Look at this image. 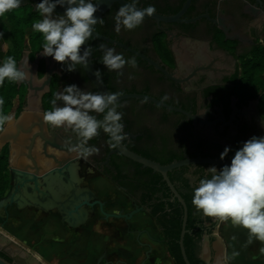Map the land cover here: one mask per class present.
<instances>
[{
  "label": "flooded vegetation",
  "instance_id": "af4514ba",
  "mask_svg": "<svg viewBox=\"0 0 264 264\" xmlns=\"http://www.w3.org/2000/svg\"><path fill=\"white\" fill-rule=\"evenodd\" d=\"M95 1L93 0L94 3ZM127 1L132 3V0ZM186 2L187 0H137L135 6L141 9L153 6L154 14L177 17V20L166 22L145 17L137 28L125 30L122 27L120 32L115 31L114 18L121 5L114 3L102 15L94 30L116 43L91 37L88 41V47L92 49L90 58L95 70H99L102 81L116 96L137 94L162 103L135 97L125 98L117 103V112L122 116L120 123L123 125L119 141L126 149L157 164L169 165L199 158L220 160V153L228 146L232 151L224 160L231 161L242 142L252 136H264V110L260 107V95L253 96L252 93L239 89L242 64L251 58L256 49L264 45V0H191L184 9ZM35 4L37 3L32 0H23L20 8L0 17V62L8 56L14 57L18 65L21 61L29 62L33 74L21 83L5 80L3 84L15 85L13 87L17 90L14 97L10 98L11 108L7 113L9 115L12 112L13 121L29 111L44 115L46 111L52 110L51 101L66 85L76 84L85 92L97 93L82 64L76 65V71L67 72L66 69L62 70L59 62L40 54L43 36L32 30V24L41 18L35 11ZM19 26H24L23 42L21 49H16L13 36L14 32L19 36ZM101 45L104 48H114L125 60L135 59V66L125 64L119 71H109L102 63ZM47 66L53 69L48 87L41 93L37 106L31 109L30 88H42ZM57 103L62 106V102ZM92 115L98 120L104 118V114ZM32 122L36 123L34 119ZM45 124L47 136L53 138L58 146H67L66 150L54 147L50 149L55 160L46 159L48 169L80 159L85 167L93 169L97 177L106 180L108 187L120 195L119 203L114 200V195L108 199L101 198L100 192L98 196L94 195L87 200L89 205L86 207L91 213L85 227L87 237L92 236L100 243L101 238L105 239L103 233H107L108 237H112L113 244L124 239L126 246L139 251L137 264H146L149 257L160 260L161 256L164 257L163 253L174 264L168 238L152 213L157 202L178 201L164 177L116 151L113 139L102 128L88 141V146L96 147L98 152L84 159L70 151L75 134L62 127ZM37 133L38 131L32 132ZM79 144L80 141L76 146L79 147ZM3 147H7L9 157L10 144L6 143ZM211 166L219 169L224 165L188 163L168 171L167 177L178 194L183 199H188V203L184 201L187 206L186 226L189 223V227L187 229L185 226L184 237L188 235L191 254L198 260V264H214L216 257L219 258V247L222 244L224 256L222 262L219 259L218 263L234 264L233 246L239 242V235L232 230L234 226L230 221L205 217L192 204L193 189L198 187L201 179L211 178L207 171ZM47 167L44 166L42 172ZM76 187L72 185L66 196L74 191L75 198L79 193ZM81 188H87L94 194L89 185ZM48 195L52 198L50 193ZM66 199L64 197L60 201L62 206ZM71 210L74 212V208ZM136 210L139 211L129 219L106 218L103 214L129 215ZM53 211L55 214L61 213L56 205L48 207L45 211L48 214L44 219L45 224L51 225ZM164 211H171V207L167 204ZM101 217L113 221L101 224L98 221ZM147 217L150 221L148 225H143L141 221L143 219L145 222ZM216 229L219 240L214 237ZM79 236L76 233L75 239ZM168 236L170 237V233ZM91 242L94 243L93 240ZM263 243L253 240L250 244L260 253ZM0 253L13 260V256L6 251L2 250ZM99 255L102 261L107 262L113 256L108 251ZM64 258L66 256H62L58 264H62ZM112 261L123 264L115 258Z\"/></svg>",
  "mask_w": 264,
  "mask_h": 264
},
{
  "label": "clouds",
  "instance_id": "9594fccd",
  "mask_svg": "<svg viewBox=\"0 0 264 264\" xmlns=\"http://www.w3.org/2000/svg\"><path fill=\"white\" fill-rule=\"evenodd\" d=\"M22 2L0 0V17L20 8ZM136 3L137 0H132V3H125L118 9L114 18L116 32H120L122 27L125 30L137 28L146 16L155 12L153 6L139 9ZM57 6L64 8L63 14L56 13ZM35 11L41 17L32 24V30L43 36L40 54L59 62L62 70L67 72L76 71L78 64L87 65L92 49L85 45L100 20L94 15L99 11L98 4L93 0H40L35 4ZM100 47L103 50L102 63L109 71H119L125 64L135 66V59L125 60L114 48ZM93 74L97 79L101 78L99 70ZM32 75L29 62L21 61L18 65L12 56L0 62V85L5 80L18 84ZM116 100L115 94L85 92L78 85L69 84L55 94L51 101L52 110L44 113L43 120L75 134L80 144L79 147L71 145L70 151L87 159L98 152L96 147L88 146V141L97 135L98 129L102 128L115 141L122 138V116L113 107ZM3 104L0 97V108ZM92 113L104 114L103 121ZM9 120L11 116L0 112V127ZM230 151L232 149L226 146L220 153V159H225ZM207 171L211 178L201 179L198 187L193 189L195 209L205 217L230 221L233 226L246 229L249 243L253 240L264 242V136H252L242 142L230 164L219 169L211 166Z\"/></svg>",
  "mask_w": 264,
  "mask_h": 264
},
{
  "label": "water",
  "instance_id": "95a60500",
  "mask_svg": "<svg viewBox=\"0 0 264 264\" xmlns=\"http://www.w3.org/2000/svg\"><path fill=\"white\" fill-rule=\"evenodd\" d=\"M35 3H39L40 0H32ZM191 0H187L184 9L189 5ZM95 3L98 4L99 7V11L97 13H95L94 15H96L98 18H102V15L108 11L111 6L114 3H118L121 6L125 3H130L127 0H96ZM137 7V6H136ZM139 8V7H137ZM141 9V8H139ZM57 13H63L64 12V8L57 6L56 10ZM149 18H153L156 20H163L166 22H171V21H175L177 20V17H161L158 16L156 14H151L149 16H146ZM98 20V22L100 21ZM97 22V23H98ZM95 27V26H94ZM92 37H96L99 38L101 40L107 41V42H112V43H116L114 40L107 38L101 34H98L97 32L93 33ZM89 41V40H88ZM88 41L86 42L85 46H88ZM84 47V46H82ZM85 74L87 75L88 79L90 80V82L93 84V86L95 87V89L97 90V92L100 93H109V94H113L105 85V83L102 81V79H97V77L93 74L96 70L95 67L92 63L91 58L89 57V61L87 65L82 64ZM53 69H51L49 66H47L46 68V79L45 82L43 83L42 88L37 89V90H33L32 87L30 88L31 95H30V99H29V106L31 109H33L35 107V105L37 106L38 101L40 99V95L43 91H45L48 87L49 81H50V74L52 73ZM130 97H135V98H146L150 101H153L155 103L158 104H162L161 102L147 97V96H143V95H137V94H125V95H120L117 96V100L115 102V104L113 105V107L115 108V110L117 111V103L125 98H130ZM165 107L171 108L169 106H166L165 104H163ZM175 110L180 111V109H176L173 108ZM107 111V110H106ZM33 119L35 120L36 123H33ZM103 121V120H101ZM38 131L37 134H32V132ZM47 129H46V124L45 121L43 120V115L37 111H29L26 113H22L15 121H12L10 124L8 123V125L6 124L4 126V128L0 131V148H2L3 145H5L6 143L10 144V154H9V171L11 173H13L16 178L17 181H15V185L13 187V191L11 193V195L8 198V201L6 202V204H3L0 206L1 208H5L8 205H11L13 203L17 204L15 202V194H21L22 190L24 188L25 185L27 184H32L33 185V190L35 193L40 195L41 200L43 201L45 199V197L47 196V194L43 195L41 193V189H40V180L44 179L45 177H47L49 174L56 172L59 175H62L66 178V170L69 168V166L71 164H73V161H68L65 165L62 166H58V167H52L50 169H48L47 165L45 162L46 159H54L55 160V156L53 154H51V148H58L59 150H66L67 146L65 145V147H61L58 146L57 144L54 143V139L53 138H49L47 136ZM31 135V136H30ZM29 136V137H28ZM79 138H77L76 136H74V140L71 143V145H77ZM116 146V151L120 152L122 155L142 164L145 167H149L150 169H152L155 172H159L165 179V181L167 182L169 188L171 189L172 193L175 195V197L178 199V201L180 202V204L183 207V222H182V230L180 233V238H179V246H180V251H181V255L182 258L185 262V264H190L189 260L187 259L186 253H185V249L183 246V239H184V234L186 232L185 226H186V221H187V206L186 203L184 201V199L178 194V192L175 190V188L172 186L171 182L169 181L168 177H167V172L172 170L173 168H177L180 167L182 165L191 163V164H196V163H209L212 165L215 164H219V165H227L230 164V160H215V159H208V158H199V159H190V160H184L181 162H176V163H172L169 165H160L157 164L153 161H150L146 158H143L142 156H139L138 154H135L133 152H131L130 150L126 149L120 141H115L113 140ZM15 150V151H14ZM14 152V154H13ZM43 154V155H42ZM41 155L43 156V158H41ZM45 157V158H44ZM24 158L26 160H24ZM49 162V161H48ZM22 164H26L24 167H20L22 166ZM31 164V165H30ZM46 166L47 169H44L43 167ZM39 167V169H38ZM13 194V195H12ZM75 196V192L73 191V193L65 196L67 197V201L65 203L68 204L72 201V199ZM63 199V198H62ZM61 199V200H62ZM60 200V201H61ZM82 200V199H81ZM79 200L78 202L80 204H78V202H76V204H78V206H75L76 204H74L70 209L65 210L64 213L66 215H68V217H70L72 214L75 213H79L78 209H80V212L83 209L87 210L86 205H89V202L87 201V199H83L82 201ZM60 201H58L59 207L63 208L64 206H62L60 204ZM18 207V204H17ZM72 208H74V212H72ZM139 210L133 211L132 213H130L129 215H121V214H105V217H116V218H125V219H129L134 213L138 212ZM214 237L216 239H220L218 233H217V229L214 230ZM11 248V249H15V250H22L24 253V257L23 258H19L16 256H13V260H7L4 257H2L0 255V264H42V262L40 261L39 257L34 253L33 250H27V249H23V247H21L16 241H14L5 231H3L0 228V251H4L5 248ZM220 251H219V258L218 256L216 257V262L214 264H219L218 261L220 259V263L223 260V252H224V246L223 244L219 247Z\"/></svg>",
  "mask_w": 264,
  "mask_h": 264
},
{
  "label": "rangeland",
  "instance_id": "374dc122",
  "mask_svg": "<svg viewBox=\"0 0 264 264\" xmlns=\"http://www.w3.org/2000/svg\"><path fill=\"white\" fill-rule=\"evenodd\" d=\"M9 112V111H8ZM7 112V113H8ZM7 113L5 115H7ZM9 116H11V120L6 121L4 123V125H8V123L10 124L13 121V117H12V112H10ZM3 125V126H4ZM2 126V128H3ZM74 165H72L69 169V175L72 173V170H74L75 172L72 173V177L74 180H76L78 183L77 185H80L81 187L83 186H91L93 189V195L90 192L89 194L91 196L89 197H94V195L98 196V193L100 192V196L101 198H106L108 199L111 196H116V198H114L115 201L118 202V198H120V195L116 193L115 190H111V188H109L108 183L106 182V180H104L102 177H97L96 172L93 169H88L87 167H85L83 161H81L80 159H77L76 161L73 162ZM73 168V169H71ZM82 179V180H81ZM9 180H10V188L7 190V192L4 194V196L2 198H0V206L3 204H6V202L8 201L9 196L11 195L12 191H13V187L15 185V181H17L16 176L11 173L9 171ZM82 183H81V181ZM76 183V182H75ZM32 188L33 185L31 184ZM79 188V187H77ZM87 188H84L83 191H88L85 190ZM96 189V191H95ZM111 190V191H110ZM82 192V191H80ZM27 195H26V194ZM29 193V194H28ZM27 198H29L27 200ZM17 197H15V202L18 203V207L21 209L17 208V204L13 203L11 205H8L5 208H1L0 207V228L5 231L14 241H16L21 247H23V249H27V250H33L34 253L39 257L40 261L43 264H58L59 259L62 256H66V258H64L65 260L62 262V264H95L96 263V259L97 257H100V253H104L106 251H108L112 256L111 260L107 262V260H103L104 264H113L112 259H116V257H120V259H123L125 254L127 253V250L121 251V252H117V254H114V246H116L118 248V246H124L125 242L124 239L119 240L118 243L113 244L112 243V237H108L107 233H103L104 234V238H101L100 243H97L95 241V239L91 236L90 238L88 237V241L89 242H85V244L87 245L88 248V252H89V256L86 257V259L84 257H79L77 256V254L75 253V246H72L70 248L71 252H69L68 254H66L65 252H58L56 250V248L58 247V245H56L57 243H59V241L55 240V239H44V234H43V226L45 225V221L44 219L46 218V216L48 215L46 212L42 211L41 209H37L34 207H31L34 205V199H35V193L33 192H28L26 189L23 191V195L22 198L19 195H16ZM31 198V200H30ZM25 199V201H23ZM33 199V200H32ZM82 199H89L88 196L83 197ZM19 200V201H17ZM34 201V202H33ZM23 202V203H22ZM25 202V204H24ZM28 202V203H27ZM29 202H32L31 204ZM20 203V204H19ZM22 203V205H21ZM74 203V201L70 202V205ZM119 203V202H118ZM69 204V203H68ZM40 207V206H39ZM52 226L55 230H57L58 227H64L67 230V233L64 236H67L68 238H65L63 241H65V243H68V245L71 242H75L77 241V239H75V234L76 233H80V231L83 229V227L86 226V224L82 225V226H77V227H70V228H66L64 223H61V221H59V219L61 218L59 216V214H55L53 211V216H52ZM61 220V219H60ZM109 220V221H108ZM105 220V218L101 217L98 221L103 224V223H108L110 221H113V219H108ZM45 227V226H44ZM42 228V230H40ZM151 229V228H150ZM54 230V231H55ZM103 232H105L103 229H101ZM152 230V229H151ZM102 234V232H101ZM156 236L159 237V235L156 233ZM75 240V241H74ZM94 241L91 242V241ZM99 241V240H97ZM41 244V249L46 251L48 253V255H43V251H41V253L37 250V247L35 248L34 246L36 244ZM63 244H65L64 242H62ZM73 245H75L74 243H72ZM55 248H51V250L49 249V246H55ZM96 245V246H95ZM153 247H158L153 245ZM127 249L128 246H126ZM93 249V251L91 250ZM137 249V248H136ZM160 249V247L158 248V250ZM4 251H6V253H8L11 256H16L19 258H23L24 257V253L22 250H15V249H11V248H6L4 249ZM52 251V254H50ZM139 252V251H137ZM99 255V256H98ZM132 256H133V260L132 262L134 264H137L138 259H139V253H136L135 250L132 249ZM161 262L164 264H172L170 262L169 259H167V256L164 260V257L160 258ZM160 264V262L158 263Z\"/></svg>",
  "mask_w": 264,
  "mask_h": 264
},
{
  "label": "crops",
  "instance_id": "0c3cea01",
  "mask_svg": "<svg viewBox=\"0 0 264 264\" xmlns=\"http://www.w3.org/2000/svg\"><path fill=\"white\" fill-rule=\"evenodd\" d=\"M68 174H69V170H68ZM69 177H70V183H67L66 181H64V179L61 176L59 177L56 175L55 176L56 181L51 185V187H49V186L47 187L46 185L44 188L41 187V189L43 191L48 192L52 195V198H50L51 200L45 199L42 201L40 198V195L35 193V195H36L35 199L36 200L34 199V201L36 203L33 201L34 205L31 206V207H35L37 209L39 208L45 212V211H47L48 207H52V206L56 205L57 208L61 212V213H59V216L61 217L60 218L61 220L59 219V221H61V223H64L66 228L77 227V226L79 227V226H82L84 224H87V222H88L87 220L90 218V215H91L90 210L83 209L81 212L74 213L70 217H68V215H66L64 213L63 208L59 207L58 201H60L62 198H64L66 196L70 187L72 188V185H75V187H76V185L78 183L76 180H74L75 178L74 179L72 178V174H70ZM77 187H79V188H77ZM77 187H76L77 191L79 192L77 195V198H78V200H81L85 195H83V192H80V191H82L84 188H81L80 185H78ZM18 195L20 197L22 196L21 194H18ZM88 198L90 199L91 197H88ZM72 201H74V203L76 202L75 199H72ZM29 203H32V202H29ZM74 203H72L71 205H70V203L66 204L64 206V209L66 210V209L71 208L74 205ZM18 209H21V208H18ZM149 221L150 220L147 217L145 222L143 221V219L141 222L143 225H148ZM44 226L42 227L43 230H42V228L40 229L43 231L44 239H46V240L47 239H49V240L55 239V240L59 241V243L56 244V245H58V247L56 248V250L58 252H65L66 254H68L69 252H71L70 248L72 246H75V253L77 254V256L84 257L85 259H86V257L89 256L88 248H87V245L85 244V242H89L88 237H87L88 234L86 233L87 230L85 229L86 226L83 227V229L80 231V233L78 232L80 236L78 239L76 238L77 241L74 240L75 242H71L69 245H68V243H65V241H63L65 238H68L67 236H64L67 233V230L64 227L63 228L58 227L57 230H55L52 226V223H51V225L45 224ZM49 226H51L50 229H48ZM232 230L237 232V234L239 235V238H238L239 242L237 245L233 246V251H232V253H233L232 260H233L234 264H264V261H263L264 260V253L263 252L264 251L261 250L260 253L259 252L257 253L256 249H253L252 245L249 243L247 230L242 229L239 226L232 227ZM62 242H64L65 244H63ZM72 243H74L75 245H73ZM41 244L42 243L40 242L39 244L36 245L37 250L40 253H41V251H43V255L47 256L48 253L41 249ZM56 245L55 246H49L50 247L49 249L51 250V248H52V250H53V248H55ZM128 248L129 249L126 248V245L118 246V248L116 246H114V248H113L114 254H117V252L127 250V253L125 254L123 259H120V257H116V259L121 260L123 262V264H134L132 262V260H133L132 248H131V246L130 247L128 246ZM261 249H264V243H263V246L261 247ZM91 250L93 251V249H91ZM50 254H52V251ZM163 254H164L163 256H164V260H165L166 253H163ZM156 259L155 258L151 259V257H149L146 264H158L159 262H160V264H164L158 258H156ZM167 259H168V257H167ZM82 264H84V263H82ZM95 264H104V262L102 261L101 257H99L96 260ZM113 264H118V262H113Z\"/></svg>",
  "mask_w": 264,
  "mask_h": 264
},
{
  "label": "trees",
  "instance_id": "16d2710c",
  "mask_svg": "<svg viewBox=\"0 0 264 264\" xmlns=\"http://www.w3.org/2000/svg\"><path fill=\"white\" fill-rule=\"evenodd\" d=\"M24 26H19V36L14 32L13 40L16 46V49H21L23 42L22 39V28ZM18 36V37H17ZM243 70L241 74V85L239 89L252 93L253 96L260 95V107L264 110V45L256 49L251 58L246 60L243 64ZM15 86V85H13ZM13 86H4L0 87V97L3 98L4 104L0 108L2 114H6L11 108L10 98L14 97L17 90ZM2 127H0L1 131ZM8 150L7 147L0 149V198L4 196L7 190L10 188L9 180V169H8ZM185 197V196H183ZM184 200L188 203V199L185 197ZM171 207V211H164L165 206ZM153 216L159 227L162 228L163 233L168 238L169 243V252L173 257L174 264H185L180 252L178 240L181 231L182 225V215L183 209L178 201L176 202H157L155 203V209L152 212ZM187 229L189 223H187ZM170 228V229H168ZM170 233V237L168 234ZM185 252L188 260L191 264H198V260L191 254V243L188 235H185L183 240ZM2 257L6 258L3 254L0 253Z\"/></svg>",
  "mask_w": 264,
  "mask_h": 264
},
{
  "label": "bare ground",
  "instance_id": "6f19581e",
  "mask_svg": "<svg viewBox=\"0 0 264 264\" xmlns=\"http://www.w3.org/2000/svg\"><path fill=\"white\" fill-rule=\"evenodd\" d=\"M14 151H15V150H14ZM13 154H14V152H13ZM71 165H72V164H71ZM71 165H70L69 167H71ZM71 169H73V168H71ZM73 172H75V171L72 170V173H73ZM72 173H71V174H72ZM56 175L59 176V177L62 176V175H59V174H57L56 172H54V173L49 174V175H48L47 177H45L44 179L40 180V182H39V183H40V189H41V187L44 188L45 185H46L47 187H48V186L51 187V185L56 181V178H55ZM66 175H67L66 178H65L64 176H62V177H63L64 181H66L67 183H70V177H69V174H68V169L66 170ZM74 176H75V175H74ZM74 176H73V177H74ZM73 177H72V178H73ZM60 181H61V180H60ZM80 181H81V180H80ZM81 182H82V181H81ZM61 183H62V182H61ZM58 185H59V184H58ZM66 187H67V186H66ZM25 189H26L28 192H33V193H35L34 190H33V188H32V186H31V184H27V185H25L24 188H23V190H25ZM47 190H48V189H47ZM83 190H84V189H83ZM83 190H82L83 195L88 196V197L91 196V195L89 194V193H90L89 191H83ZM85 190H88V189H85ZM41 193H42L43 195L47 194V196H46V198H45L46 200L50 198L49 195H48V193L45 192V191H43L42 189H41ZM25 194H26V193H25ZM28 194H29V193H28ZM12 195H13V194H12ZM16 195H18V194H15V197H17ZM26 195H27V194H26ZM26 195H25V196H26ZM83 195H82V196H83ZM82 196H81V197H82ZM85 196H84V197H85ZM21 197H22V196H21ZM26 198H27V196H26ZM14 199H15V198H14ZM21 199H23V198H21ZM28 199H29V198H27V200H28ZM45 199H44V200H45ZM74 199H75L76 202L79 201L78 198H77V196H76ZM30 200H31V198H30ZM32 200H33V199H32ZM35 200H36V199H35ZM17 201H19V200H17ZM23 201H25V199H24ZM54 201H55V200H54ZM56 202H57V201H56ZM76 202H75L74 204H76ZM22 203H23V202H22ZM22 203H21V204H22ZM27 203H28V202H27ZM35 203H36V202H35ZM48 203H49V202H48ZM17 204H18V203H17ZM24 204H25V202H24ZM30 204H31V203H30ZM44 205H45V204H44ZM18 208H19V207H18ZM69 209H70V208H69ZM63 211H65L64 207H63Z\"/></svg>",
  "mask_w": 264,
  "mask_h": 264
}]
</instances>
